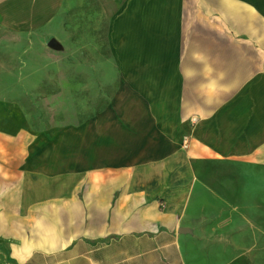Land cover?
<instances>
[{
	"label": "crops",
	"instance_id": "1",
	"mask_svg": "<svg viewBox=\"0 0 264 264\" xmlns=\"http://www.w3.org/2000/svg\"><path fill=\"white\" fill-rule=\"evenodd\" d=\"M65 1L0 0V27L58 29ZM116 18L130 67L101 111L31 136L0 102V264H238L229 235L264 221V0Z\"/></svg>",
	"mask_w": 264,
	"mask_h": 264
},
{
	"label": "rangeland",
	"instance_id": "2",
	"mask_svg": "<svg viewBox=\"0 0 264 264\" xmlns=\"http://www.w3.org/2000/svg\"><path fill=\"white\" fill-rule=\"evenodd\" d=\"M127 1L66 0L61 28L52 31L0 27V102L9 104L27 134L81 124L108 105L121 71L130 67L128 60L115 59L128 58L129 45H116L109 28ZM50 39L57 49L47 46ZM235 229L229 235V263L264 264V221L253 219L248 229Z\"/></svg>",
	"mask_w": 264,
	"mask_h": 264
},
{
	"label": "water",
	"instance_id": "3",
	"mask_svg": "<svg viewBox=\"0 0 264 264\" xmlns=\"http://www.w3.org/2000/svg\"><path fill=\"white\" fill-rule=\"evenodd\" d=\"M47 46L49 48H52V49H57L58 48V44L55 42V40L53 39H50L47 43ZM181 231H186L185 229H182Z\"/></svg>",
	"mask_w": 264,
	"mask_h": 264
},
{
	"label": "built area",
	"instance_id": "4",
	"mask_svg": "<svg viewBox=\"0 0 264 264\" xmlns=\"http://www.w3.org/2000/svg\"><path fill=\"white\" fill-rule=\"evenodd\" d=\"M187 145H188V139H187V138H184V139L182 140V146H183V148H186Z\"/></svg>",
	"mask_w": 264,
	"mask_h": 264
}]
</instances>
